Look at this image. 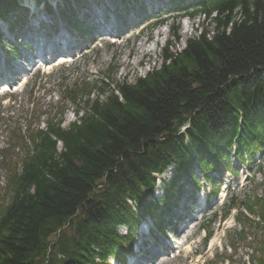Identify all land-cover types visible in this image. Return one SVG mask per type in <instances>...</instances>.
<instances>
[{
    "label": "trees",
    "instance_id": "16d2710c",
    "mask_svg": "<svg viewBox=\"0 0 264 264\" xmlns=\"http://www.w3.org/2000/svg\"><path fill=\"white\" fill-rule=\"evenodd\" d=\"M17 1L0 0V16ZM179 9L192 18L204 14L214 34L204 28L182 51L166 48L162 66L134 84L65 86L45 127L19 133L1 156L0 264L124 261L140 218L158 213L163 229L161 215L184 185L200 186L195 168L216 192L211 172L238 175L233 153L252 163L264 150V0H194ZM170 29L168 47L180 40L179 27ZM67 102L77 120L65 128ZM170 166L164 197L156 198L154 175ZM227 207H237L242 232H264V195L231 199ZM257 252L256 264H264V240Z\"/></svg>",
    "mask_w": 264,
    "mask_h": 264
},
{
    "label": "rangeland",
    "instance_id": "374dc122",
    "mask_svg": "<svg viewBox=\"0 0 264 264\" xmlns=\"http://www.w3.org/2000/svg\"><path fill=\"white\" fill-rule=\"evenodd\" d=\"M145 1L149 14H151V21L148 23L167 17L168 21L164 25L145 27L147 23L139 22L142 19L140 17L142 7L139 10L136 7V10H130L131 19L125 26L115 23L110 30L107 27L104 29L103 24L94 26L93 24L103 20V14L108 16L113 12L116 15L115 0H82L84 9L79 15L82 19L85 18L84 14H88L85 25L92 26V36L88 40L79 39L75 33L70 36L72 41L67 51L72 52V55L68 58L50 60L51 63L42 66L41 70L36 66L31 71L23 73L19 69L21 67L19 63L12 62L9 66L5 65L3 62L5 56L1 52L0 78L2 81L17 78L14 83L17 86L0 93V158L13 150L16 142H13L12 138L18 137L19 133H25L28 128L45 127L47 119L53 117L55 111L61 107L63 96L61 93L65 86L69 87L83 80L85 83H92L96 79H108L111 86L114 81L134 84L138 78H144L148 73L162 66V56L166 48L172 52L182 51L190 38L200 34L201 28H206L210 34L213 32V22L204 19L202 15L190 19L184 16L173 17L182 12L163 11V7L170 4L169 0ZM173 3L171 6L174 7ZM77 5L80 4L77 3ZM48 17H45L47 24L53 20L52 22L57 24L58 29L66 34L70 33L69 27L63 25L66 21L60 20V17L52 20ZM61 21L62 23H59ZM173 26L179 27L180 40L173 39V43L170 42L171 46L168 47L172 33L170 28ZM5 27L4 25L1 30L8 38V42H15L13 35H8ZM142 43L146 48L144 51L140 49ZM7 46L8 44H5V47ZM49 48L58 51L57 44L50 43ZM28 53L30 54V51ZM50 57V53L45 54V58L50 59ZM27 58L26 54L21 57L19 60L21 65L22 63L23 66L30 65L24 61ZM20 77L24 79L22 82ZM2 83L4 82L0 84ZM66 106L62 126L68 128L72 122L77 120V116L76 108L72 103L67 102ZM186 127L188 128L187 124L183 126V128ZM261 161L262 163L264 161V152L256 154L254 161L249 165L247 163L242 165L236 156L232 155L231 162L240 169V173L238 176H233L230 172H225L219 197L206 207L198 202L209 196L211 186L203 184L198 192H194L187 183L182 200L178 204L180 207L172 212L174 215L188 214L187 218L179 225L177 232L172 233L171 239L166 241L161 234L158 236L159 245L166 251L162 252V250L150 247L149 243L146 245L147 238L141 237L142 232H147L149 227L152 228L154 221L145 217L140 222L133 250H137L144 243L143 250H149V253L142 254L141 251L136 259L130 261L137 260L135 264H256L255 258L259 254L257 252L259 244L264 240V232L249 226L242 232L239 221L235 220L236 211L234 209L227 218L224 215L228 211L226 204L229 200L234 198L237 203H241L253 193L259 196L264 195V173L258 169ZM172 170L171 167L161 176L160 180L171 178ZM194 173L200 177L197 170ZM220 175L222 174H211L212 177H220ZM2 185H4V175L0 170V191ZM162 191L163 188L159 185L155 196H162ZM191 195L194 196L190 198ZM224 195L226 197L223 199ZM183 205L188 208V212L182 210ZM250 218L254 219L253 216ZM176 221V219L173 220L172 225ZM181 229L184 231L181 232ZM119 231L125 233L126 228H120ZM154 231L156 235L158 231L156 229ZM51 239L54 241L56 237ZM231 242L234 246H230ZM172 244L175 245L173 249L170 247ZM164 260L166 262H163Z\"/></svg>",
    "mask_w": 264,
    "mask_h": 264
},
{
    "label": "bare ground",
    "instance_id": "6f19581e",
    "mask_svg": "<svg viewBox=\"0 0 264 264\" xmlns=\"http://www.w3.org/2000/svg\"><path fill=\"white\" fill-rule=\"evenodd\" d=\"M77 1V3H79L80 5H77V3H75V2H71V3H67L68 5H70V6H72V7H79V8H75L74 9V11H76V12H79V13H81L80 11L82 10V8H84V6L82 5V0H76ZM20 7V6H19ZM121 7V9L122 10H124V8H125V6H123V5H121L120 6ZM9 14V13H8ZM82 14H84V12H82ZM104 16L102 17L103 18V21L105 20V15L106 14H103ZM8 16V15H7ZM202 16L204 17V19H205V15L204 14H202ZM70 18H74V16H69ZM185 17H188V19H190V18H192V17H190V16H185ZM4 19H7V18H4ZM107 21V20H106ZM97 24H99V23H96V24H94V25H97ZM203 29L204 28H201V31H203ZM206 29V28H205ZM214 34V32H212V34H210L209 33V35L210 36H212ZM140 49L142 50V51H144V50H146V48L144 47V45H143V43H142V45L140 46ZM162 64H163V56H162ZM187 128V127H186ZM185 128V129H186ZM235 147V146H234ZM263 152H264V150H263ZM237 160H238V158H237ZM230 162H231V159H230ZM232 163V162H231ZM168 171V170H167ZM166 171V172H167ZM166 172H164V174L166 173ZM164 174H155L154 176L156 177V179H160L161 178V176H163ZM187 257H189V256H187ZM186 257V258H187ZM163 262H166V260H164Z\"/></svg>",
    "mask_w": 264,
    "mask_h": 264
}]
</instances>
